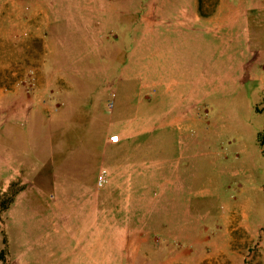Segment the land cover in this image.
Here are the masks:
<instances>
[{
    "label": "rangeland",
    "instance_id": "374dc122",
    "mask_svg": "<svg viewBox=\"0 0 264 264\" xmlns=\"http://www.w3.org/2000/svg\"><path fill=\"white\" fill-rule=\"evenodd\" d=\"M254 1L235 2L247 7ZM189 3L0 0V97L15 95L12 107L19 109L27 106L26 94L37 103L53 96L56 106H41L45 112L59 111L58 122L47 131L53 146L49 167L59 180L90 181L108 132L109 105L122 117L140 116L134 100L141 73L174 77L178 92L192 93L197 101L181 132L157 126L148 138L125 144L122 132L139 126L117 124V139L124 145L112 157L115 171L101 187L103 209L136 228L132 247H118V264H160L182 247L199 248L193 259L180 253L176 264H264V9L249 10L250 37L244 45L242 37L224 42L205 33L167 32L177 19L188 20V12L178 10ZM196 3L205 17L219 0ZM155 35L148 54L142 42ZM174 100L165 98L159 108ZM26 126L7 129L2 142L11 143ZM33 126L43 133L44 124ZM173 159L180 162L176 188L172 172L164 177L162 170L164 165L172 169ZM3 175L0 164V179ZM22 185L20 177L7 186L0 183V202ZM174 196L179 204L161 203ZM29 220L21 229L2 211L0 235L7 233L12 244L9 258L3 235L0 264H80L56 233L48 249L46 220L32 231Z\"/></svg>",
    "mask_w": 264,
    "mask_h": 264
},
{
    "label": "crops",
    "instance_id": "0c3cea01",
    "mask_svg": "<svg viewBox=\"0 0 264 264\" xmlns=\"http://www.w3.org/2000/svg\"><path fill=\"white\" fill-rule=\"evenodd\" d=\"M235 1L219 0L215 11L211 15L203 17L199 15L196 0H191L187 7L181 6L178 10H186L188 13L185 16L188 20L177 19L178 22L175 23L173 31L168 29L167 32L179 36L187 34L189 31L195 34L205 33L224 42H229L232 37H242L244 45H246V40L249 42L250 37L249 10L251 8L264 9V0L254 1L251 6L247 7ZM236 24H242V27L240 26L238 30L234 31L233 27ZM158 35L161 37L160 32ZM158 35L150 36L142 42L148 54L153 53L151 45ZM240 65V69L243 70L244 65ZM140 76V83L135 88L134 102L137 107H140L141 115H135L131 118L122 117L121 114L115 112L113 105H109L110 114L105 117L107 118L105 127L108 132L103 137L102 155L98 166L93 167L95 173L90 181L84 179L68 182L59 180L55 169L49 167L53 146L52 143L50 144L52 139H48L47 131L48 126L57 121L56 113L59 111L45 112L47 110L42 109L41 106H45L44 108L56 106L53 96H50L51 98L45 97V100L37 103L33 94L29 96L26 94L25 103L27 106L24 105V108L20 107L19 109L17 105L12 107L16 100L15 98L11 99L15 95L0 97V164L4 169L0 183L7 186L15 177H20L21 183H23V188L17 192L14 201L4 211V218L14 222L16 227L22 229L27 226L25 218L30 217L29 228L31 231L34 225L38 226L43 219L46 220L51 229L49 236L46 233V242L50 243L48 249L54 247L56 233L57 237L63 238V247H67L68 250L72 248L71 250L78 256L80 264H118V247H132L129 240L136 229L134 223L132 221L130 223L118 222L116 218L105 213L103 203L106 202V199L103 200L101 195L102 185L97 184L98 176L103 170L106 172V179L114 173V167L117 163L111 162V159L124 145L117 139V124L123 122L139 126L129 133L126 129L122 132L126 138L125 144L134 139H143L144 136L148 138L151 130L157 126L164 130L181 132L190 110L197 103L195 97H192V93L178 92L180 87L177 85L180 82L178 83V80L170 75L154 71L153 74L141 73ZM51 92L49 91V93ZM133 98L134 96L132 100ZM165 98H174V103L159 108V103H162ZM126 101L130 104L127 97ZM7 107L10 108L7 109ZM102 117L96 118L95 121ZM118 117L124 120L118 121ZM23 122L28 125L23 129L25 130L23 133L14 135L11 143L2 142L1 139L6 138L7 129L17 128ZM33 124H44L43 133L37 134ZM113 130L115 132L111 133L113 135L110 137V131L113 132ZM159 131L161 130L159 129ZM180 141L179 136L178 143L181 145ZM173 162L172 169L169 167L167 169L164 165L162 170L164 177H166V171L172 172L174 184L171 187L176 188V172L180 162L174 159ZM124 171H128L126 167ZM112 177L115 176L112 175ZM106 181L108 182V180ZM164 186H166L165 182ZM63 188H67V192ZM162 202L163 204H179L175 196L169 199L165 198L161 200ZM174 214L176 213L174 212ZM3 235L6 238L9 258H11L12 239L7 233ZM3 235H0V240H2ZM195 248L199 247H182V250L180 247L181 251H177L174 256L167 257L160 264L178 263V256L182 252L186 253L184 257L193 259L196 252ZM174 249L177 250L178 248L175 247ZM20 256L21 254L18 257L20 258ZM206 256H201L200 260Z\"/></svg>",
    "mask_w": 264,
    "mask_h": 264
},
{
    "label": "trees",
    "instance_id": "16d2710c",
    "mask_svg": "<svg viewBox=\"0 0 264 264\" xmlns=\"http://www.w3.org/2000/svg\"><path fill=\"white\" fill-rule=\"evenodd\" d=\"M13 185H14V183L11 184V186H13ZM22 188H23V186L18 187L16 190L13 191V193L11 194V196L6 201H1L0 202V219H1V213H2V211H5L11 205V203L14 201L15 195ZM1 259H3L2 256H1Z\"/></svg>",
    "mask_w": 264,
    "mask_h": 264
},
{
    "label": "built area",
    "instance_id": "2783aa9c",
    "mask_svg": "<svg viewBox=\"0 0 264 264\" xmlns=\"http://www.w3.org/2000/svg\"><path fill=\"white\" fill-rule=\"evenodd\" d=\"M105 173H106L105 170H103L102 173H100V175L98 176L97 184L99 186L103 185L107 180Z\"/></svg>",
    "mask_w": 264,
    "mask_h": 264
}]
</instances>
